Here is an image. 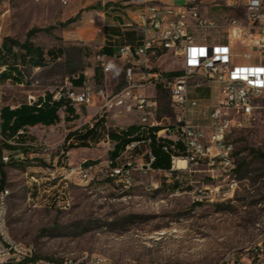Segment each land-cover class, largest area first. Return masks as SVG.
Here are the masks:
<instances>
[{
	"label": "rangeland",
	"instance_id": "rangeland-1",
	"mask_svg": "<svg viewBox=\"0 0 264 264\" xmlns=\"http://www.w3.org/2000/svg\"><path fill=\"white\" fill-rule=\"evenodd\" d=\"M67 1L0 0L2 40L30 39L46 50L65 49L64 55L51 60L47 67L27 69L23 84L2 80L0 73V112L5 105L36 100L47 91H78L70 75L86 67L99 68V23L84 17L90 11L102 10L103 5L100 1ZM196 1H201L203 14L219 24L212 29H196L197 36L206 35L210 41L226 35L230 19L246 18L243 9L228 7L226 0ZM248 51L234 49L240 54ZM239 62L249 64L251 60ZM153 64L164 72L180 68L174 56L162 51L153 57ZM93 78L96 89L119 90L126 84L125 67L118 63L107 77L99 70ZM157 90V118L163 124L174 125L176 115L170 112V95ZM149 93L154 96V89L150 88ZM66 126L72 127L59 123L55 128H29L23 140L28 142L27 152H12L3 148L0 118V162L5 163L6 155L25 161L5 163L6 188L10 190L9 233L15 240L34 245L36 260L90 262L98 258L102 264H228L235 260L251 264L257 247L261 245L264 253V157L252 153L254 149L264 152V113H258L251 126L234 131L237 162L246 160L238 172L241 182L226 200L214 202L195 200L189 176H184L185 184L179 186L167 182L164 175L138 168L131 197L114 199L90 194L77 179V184H71L72 206L62 208L55 201L58 188L53 186L58 180L49 179L52 172L56 169V174H61L85 161L106 166L110 158V146L105 143L63 154L68 151L64 146ZM14 142L11 140V144ZM147 147L127 152L120 163L147 162L143 157ZM65 164L66 169H61ZM32 174L42 177L40 185L31 179ZM192 179L198 181L196 185L208 180L199 172ZM13 263L8 258L0 259V264Z\"/></svg>",
	"mask_w": 264,
	"mask_h": 264
},
{
	"label": "built area",
	"instance_id": "built-area-1",
	"mask_svg": "<svg viewBox=\"0 0 264 264\" xmlns=\"http://www.w3.org/2000/svg\"><path fill=\"white\" fill-rule=\"evenodd\" d=\"M134 2L138 5L136 14L124 22L122 30L138 31L141 39L136 46L126 43L119 50L126 60V84L114 91L108 87L96 89L86 81L81 91L69 92L67 96L74 104L98 106L88 123L93 128L98 121L104 120L105 129H100L102 143L113 142L110 129L126 130L132 125L138 129L131 135L133 141L125 151L115 160L109 159L106 166L85 161L67 169L66 164L62 165L61 169L66 170L61 174H56V169L52 172L49 179L58 180L53 186L58 188L55 201L64 209L72 206L71 184L77 179L80 180L78 185H84L90 194L114 199L131 197L136 185L134 171L138 168L164 175L167 182H177L179 186L185 184L184 176H189L197 202L224 201L241 182L233 134L235 130L251 126L257 114L264 113V0H226L228 7L243 9L246 18L230 19L226 35L212 41L206 35L195 34L196 29H212L219 25L216 19L203 14L201 1L188 0L182 4H162L160 0ZM3 44L0 34V49ZM235 48L249 51L240 54L234 52ZM161 51L178 60L177 74L166 75L154 66L153 57ZM252 51L259 54L253 55ZM240 59L251 60V63L241 64ZM96 61L106 74L115 69L106 53H98ZM212 84L219 90L216 105L194 115L201 99L193 93ZM159 85L170 95L176 115L174 125L163 124L157 118ZM150 88L154 89V96L149 93ZM62 91L61 88L56 93L57 98H61ZM26 131L27 128H23L19 134ZM154 141L170 156L169 169L154 167ZM142 145L148 146L143 153L147 162L138 165L131 161L120 163L127 152L140 150ZM67 152L63 151V154ZM10 159L6 155L5 163ZM182 161L186 162L185 166L180 164ZM198 172L207 176V182L195 184L198 181L192 178ZM31 179L40 185L42 177L32 174ZM9 196L8 188L0 191V259L8 258L14 261L13 264H102L98 258L90 262L36 260L34 245L15 240L9 233ZM253 254L251 264H264L261 245ZM228 264L241 263L233 260Z\"/></svg>",
	"mask_w": 264,
	"mask_h": 264
},
{
	"label": "trees",
	"instance_id": "trees-1",
	"mask_svg": "<svg viewBox=\"0 0 264 264\" xmlns=\"http://www.w3.org/2000/svg\"><path fill=\"white\" fill-rule=\"evenodd\" d=\"M102 51L106 52L108 50L104 47ZM64 53L65 49L63 47L46 50L42 45L37 44L30 39L25 42H20L10 37H6L4 39L3 48L0 49L1 79H10L19 84L24 83L27 77V69L47 67L51 60H58L64 55ZM124 67H126V65H124ZM177 73V71L165 72L166 75H175ZM158 88L161 91L168 92L162 85H159ZM63 107H65L66 112L69 114L74 112L67 94L62 92L61 98L57 100L54 98V93L49 91L46 92L44 98L39 97L38 100L32 104L24 102L16 108H12L10 105L2 107L0 118L3 148L17 149L16 145H12L8 141L18 135L20 136L21 134H19V131L23 128L36 126L41 123L45 125H54L58 123L60 121L59 110ZM170 112L172 114L174 113L172 108L170 109ZM66 119L70 120V116H67ZM101 128L103 130L105 129L100 120L93 128L88 127L82 132H70L64 142L65 148L69 151L74 147H89L90 144L88 139L96 142L100 141L103 137V133L100 131ZM137 129L136 125H132L126 130H109L112 141L116 140L115 148L109 152L110 158L115 160L120 156V154L126 149L127 145L133 141L131 135ZM72 137L80 141L78 145L75 146L73 143H68ZM152 147L156 155V161L153 164L154 167L169 169L171 167L170 156L156 141L153 142ZM24 151L27 152V149ZM252 153L264 157V152L260 150L254 149L252 150ZM17 162L25 163L24 160L19 159H10L8 163L14 164ZM244 164H246V160L238 163V172ZM0 178L1 191L6 188V171L4 162H0ZM175 184H177V182Z\"/></svg>",
	"mask_w": 264,
	"mask_h": 264
},
{
	"label": "crops",
	"instance_id": "crops-1",
	"mask_svg": "<svg viewBox=\"0 0 264 264\" xmlns=\"http://www.w3.org/2000/svg\"><path fill=\"white\" fill-rule=\"evenodd\" d=\"M83 1H89L90 3H93L95 1H100L103 5L102 10L90 11L89 15L84 17L85 19L91 18L94 22L99 23L98 30H99V34L101 38H100L99 45L97 46V48L99 49L98 53L103 52L102 51L103 48L106 47L108 51L103 52V53H106L109 56V58L114 62L115 65L118 63L122 65H126V60L125 58L121 57L119 50L121 46H123L126 43H130L136 46L140 42L141 33L138 31H134V30L124 32L122 30V25L124 24L126 20L135 16L136 11L138 9V5L135 4L134 0H83ZM187 1L188 0H160L162 4H182ZM96 67L97 66L86 67V69H83L78 72H73L70 75L69 79L71 80V83L74 85V87L78 91H81L86 81H89L90 84L92 85V80L94 79L93 77L98 75L99 70L103 73L105 77L109 75L103 71V68L100 65L98 66L100 69L99 68L97 69ZM218 92H219L218 87L214 84L210 86L202 87L198 90H195V93L193 94L198 95V97L201 99V105L199 108L193 111V114L194 115L202 114V112L216 105ZM39 97L44 98L45 95L39 96ZM38 98L36 100H29V101H24V102H28L32 104L35 101H37ZM54 98L57 100L60 99L56 97V93H54ZM24 102H20L19 104L15 106L10 105V104L9 105L12 108H16ZM70 104L72 105L74 112L69 114L66 112L65 107L61 108L59 110L60 121L58 123L54 125H45L41 123L36 126H28L27 130L29 128L38 129L40 127L55 128L56 125H58L59 123L61 124L65 123V125L69 124L72 127L67 128L66 126L67 133L65 134L64 142H65L67 135L70 132H75V131L80 132L79 130H82V129L83 131H85L89 127L88 122L91 121V119L93 118V114L98 109V106L87 107L84 104H74L71 102V100H70ZM67 116H70V120L66 119ZM101 121H102V124L104 125V120H101ZM128 121L129 120H127L126 122L129 123ZM25 138H26L25 134H21L20 136L18 135L15 138H13L15 139V142H14L15 144H12V145H16L17 149H10V150L12 152H18V151H24L25 149H28L29 147L27 148L25 146L26 144H28V142L23 141ZM13 139H10L8 142L11 144V140ZM79 142H80L79 140H76L74 137H72L68 143H73L76 146L79 144ZM88 142L90 146L93 145L94 143H97V144L102 143L100 141L98 142L92 141L91 139H88ZM115 145H116V140H113V142L109 144L110 149L108 151V154L110 151H112L115 148ZM89 147H82V146L74 147V148H71L68 152L69 154L71 153V151H73V153H76L78 150L88 149ZM109 159H112V158H109Z\"/></svg>",
	"mask_w": 264,
	"mask_h": 264
},
{
	"label": "bare ground",
	"instance_id": "bare-ground-1",
	"mask_svg": "<svg viewBox=\"0 0 264 264\" xmlns=\"http://www.w3.org/2000/svg\"><path fill=\"white\" fill-rule=\"evenodd\" d=\"M181 165L185 166L186 165V162L185 161H182L180 162Z\"/></svg>",
	"mask_w": 264,
	"mask_h": 264
}]
</instances>
